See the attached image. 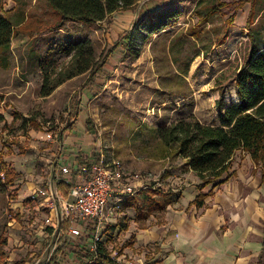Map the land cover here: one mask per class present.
Segmentation results:
<instances>
[{
    "label": "rangeland",
    "instance_id": "rangeland-1",
    "mask_svg": "<svg viewBox=\"0 0 264 264\" xmlns=\"http://www.w3.org/2000/svg\"><path fill=\"white\" fill-rule=\"evenodd\" d=\"M247 1L241 5L243 0H150L141 8L143 13L152 4L155 9L175 8L180 14L165 30L147 37L136 25L142 12L124 26L108 17L88 27L66 23L52 30L56 17L46 1L0 0V13L14 26L6 60L9 67H0V112L5 119L0 156L13 179L0 192V264L28 260L43 243L37 228L40 216L29 208L28 196L47 177L55 158L67 153L65 147L60 148L59 136L73 122L75 110L80 114L74 134L82 136L85 120H90L97 132L96 150L107 168L118 172L122 195H137L136 213L126 209L123 201L116 207L118 223L117 228H110V241L117 253L126 250L135 256L139 251L146 256L158 250L163 237L136 247L137 235L142 228H163L183 209L188 218L198 221L203 217V209L173 208V202L163 212L147 213L150 198L167 202L148 194L147 188L182 192L199 183L185 160L164 148L155 130L189 116L205 125H217L221 112L217 105L238 102L235 77L251 46H264V0ZM251 2L254 14L246 26ZM125 33H132L131 41L116 48L89 85L91 70L63 82L47 96L40 95L39 61L54 45L89 39L95 61L100 63ZM69 63L70 56L55 54L52 78ZM244 155L235 153L232 170L224 175L226 183L206 199L209 207L217 204V195L225 199L218 211L228 228L233 225L230 212L241 211L246 192L240 185L234 193L239 182L232 174L238 166L242 172L249 170ZM78 156V161L86 158L84 153Z\"/></svg>",
    "mask_w": 264,
    "mask_h": 264
},
{
    "label": "trees",
    "instance_id": "trees-1",
    "mask_svg": "<svg viewBox=\"0 0 264 264\" xmlns=\"http://www.w3.org/2000/svg\"><path fill=\"white\" fill-rule=\"evenodd\" d=\"M44 1L47 2L56 17L52 30H57L63 28L66 23L88 27L103 22L117 11L135 10L141 0ZM246 2L249 1L243 0L241 5ZM250 5L246 26L251 25L254 14L252 2ZM179 14L177 9L169 6L158 9L152 7L140 14L136 25L140 26L147 37H151L165 30L172 21L179 17ZM13 35L14 26L11 20L0 13V67L2 68L9 67L6 60ZM131 39L132 33L120 35L107 52L106 58L100 63L95 61V53L89 39L54 45L49 49L46 56L39 61L42 74L40 95L47 96L63 82L86 74L91 70V78L87 84L89 85L93 81V77L98 72L103 71L106 61L112 56L116 48L123 43H129ZM58 52L70 56V63L55 74L56 78L53 79L50 68L53 58ZM235 85V98H238V102L232 103L228 107L217 105L221 111L218 115L217 125H205L193 116H189L187 119L178 120L168 127L155 130L164 148L174 150L176 155L185 159L188 167L198 176L200 180L199 189L211 184L213 187L222 185L227 180L223 176L232 169L233 158L237 151L249 155L255 165L253 173L259 172L264 183V46H251L243 66L235 77ZM79 114V110L74 111L73 122L65 126L60 133L61 140L64 133L67 135L72 133L74 122L77 121ZM4 124L5 119L0 112V130ZM85 131L90 134L91 142L96 143L98 140L97 132L88 119L85 120ZM162 155L164 156L165 153ZM99 158L100 156L95 153L93 162H88L87 167L92 166V163L98 164ZM12 180L9 167L0 156V192H2L4 185L11 184ZM211 194L212 190L206 195L200 194L192 204L199 208L203 207V199ZM152 195L172 202L179 198V194L169 190L163 191L161 188H154ZM153 203L155 201H152L150 205L152 206ZM155 205L158 209L164 208L160 201H157ZM151 206L150 210L152 209ZM94 257L97 264H114L111 261H106L107 253L102 245L99 247L96 256L86 253L83 257V264ZM23 263L24 260L22 259L12 262V264Z\"/></svg>",
    "mask_w": 264,
    "mask_h": 264
},
{
    "label": "crops",
    "instance_id": "crops-1",
    "mask_svg": "<svg viewBox=\"0 0 264 264\" xmlns=\"http://www.w3.org/2000/svg\"><path fill=\"white\" fill-rule=\"evenodd\" d=\"M152 7L155 8L151 4L147 9L149 10ZM133 17L134 14L131 13V10L117 11L110 16V20H112L114 24L118 22L119 25L124 26L129 24L131 21L127 20H130ZM82 132V136L74 134L73 126L72 133L68 135L67 133L63 134L62 140L59 136L61 142L60 148L65 147L67 153L61 154L55 158L47 177L44 178L41 185L38 187H43L46 184L48 179L52 177L53 170L58 174L59 167L63 165L64 162L70 164L72 175L76 176L80 166H87L88 162H93L95 153L99 156L102 155L96 150L98 147L96 145L97 142H91L90 134H88L85 129H83ZM65 136L68 137L65 138ZM78 153H84L86 158L78 161ZM244 157L247 164V170L249 169L250 173L249 170L242 172L239 166L232 171L234 172L232 174H236V179L239 182L237 183L238 187H234V193L235 191H239L240 185L242 190H246L242 199L243 205L241 211L239 213L231 211L228 217L229 222L233 224L232 227L228 228L224 225V220L218 211V205L223 203L225 199L220 194L217 195V204L211 207L208 206V202L206 201V199L215 195L214 191L218 186L213 187V184H211L212 186L209 190L205 189L210 185L203 189H199V180L198 184L184 189L182 192H175L174 190L169 191L179 194L178 200L173 201V203H176L173 205V208H176L177 205H179V207L185 205V208L193 206L196 210L203 209L205 211H203V217L198 221H196L194 217L188 218L185 216V210L183 209L178 212V215L176 216L177 219L172 220L169 218L167 224H165L163 228L148 229L151 230V232L146 228H142L140 234L137 235V243L135 246L140 247L148 244L150 241L157 242L160 237H163L164 240H161L159 245L157 244L159 249L146 256L139 251L137 255L133 256L132 253L129 254L126 250H123L122 252L119 250L117 263L111 257L113 250H116V246L114 242L111 244L110 241V228H117L118 216H115L108 225V228H102L103 234L101 245L107 253L106 261H111L114 264H125L126 260H139L138 262L141 264H264V183L262 182L259 172L253 173L255 165L251 161L249 155L245 154ZM226 181L222 185H224ZM55 187L57 193L65 195L67 186L66 183L60 179V175L56 180ZM118 187V184L114 186V191L109 202L113 203L112 199H117L118 202L123 201L122 203L126 209H132L136 213V203L138 200L135 197H137V195H122L124 193ZM229 187L231 188V186ZM145 188L146 186L142 189ZM147 189H149L147 192L150 194L154 188ZM211 190L212 194L207 195L203 199V207L199 208L192 204L197 196L200 194L206 195ZM145 195L146 194L141 195L142 198ZM29 196V208H31L34 214L40 216L39 220H37L39 222L37 228H39V235L42 237L43 243H40L41 246L37 251V255L32 256L28 260L22 259L24 260L23 264H36L38 261L41 262V264H83V257L86 253L93 255L89 250L91 244L90 241L86 238L72 237L68 235L67 228H63V242L57 245L51 258L45 260L44 256L48 246L50 230L47 228L43 229L42 222L47 215H51V212L46 208L47 200L42 199L37 203H33L29 201ZM230 196L233 198L234 194H231ZM153 197H155V195H153ZM148 198H150V196H148ZM153 199L154 198H150V204L152 201H155V203H153L152 206L149 204V210L147 211L148 214L153 212H163L165 207L172 202L166 200L167 202L164 203L160 200ZM234 199L235 197L233 200ZM157 201L163 203V209L155 207ZM128 204H131V206H128ZM150 206L152 208L151 210ZM3 243L5 242L3 241ZM90 260H93V258ZM90 260L84 264H87ZM95 262L96 261H93L91 264H97Z\"/></svg>",
    "mask_w": 264,
    "mask_h": 264
},
{
    "label": "built area",
    "instance_id": "built-area-1",
    "mask_svg": "<svg viewBox=\"0 0 264 264\" xmlns=\"http://www.w3.org/2000/svg\"><path fill=\"white\" fill-rule=\"evenodd\" d=\"M47 139H53L52 134H47ZM104 161L103 155H100L98 164L92 163L90 167L80 166L76 176L72 175L70 164L64 162L59 167L58 174L53 170L52 177L46 184L30 193V202L47 200L46 208L51 212V215H47L42 222L43 229L50 230L45 260H49L57 245L63 242V228H67L68 235L72 237L86 238L91 242L90 252L95 256L98 254L102 244V228H108L115 218L119 203L109 202L114 186L120 185L119 174L107 168ZM59 175L67 186L65 195L56 192L55 185ZM118 255L116 250H113L111 257L117 263ZM95 260L94 257L87 264ZM36 264L41 262L38 261ZM125 264L141 263L126 260Z\"/></svg>",
    "mask_w": 264,
    "mask_h": 264
},
{
    "label": "water",
    "instance_id": "water-1",
    "mask_svg": "<svg viewBox=\"0 0 264 264\" xmlns=\"http://www.w3.org/2000/svg\"><path fill=\"white\" fill-rule=\"evenodd\" d=\"M148 1H150V0H141L140 3L137 5L136 10L134 11V17H133L134 22L137 20L138 15L140 13V10L143 7L144 3L148 2Z\"/></svg>",
    "mask_w": 264,
    "mask_h": 264
}]
</instances>
